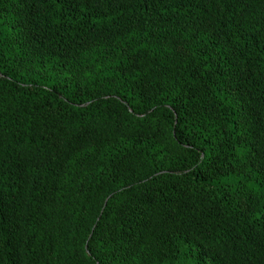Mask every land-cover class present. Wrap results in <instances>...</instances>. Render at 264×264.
<instances>
[{
  "label": "trees",
  "instance_id": "16d2710c",
  "mask_svg": "<svg viewBox=\"0 0 264 264\" xmlns=\"http://www.w3.org/2000/svg\"><path fill=\"white\" fill-rule=\"evenodd\" d=\"M0 264H264V0H0Z\"/></svg>",
  "mask_w": 264,
  "mask_h": 264
}]
</instances>
